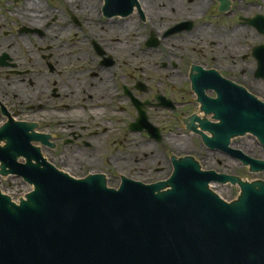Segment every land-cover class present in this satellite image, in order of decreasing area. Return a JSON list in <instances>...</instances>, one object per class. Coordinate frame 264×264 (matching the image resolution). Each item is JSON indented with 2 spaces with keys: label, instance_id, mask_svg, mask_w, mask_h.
Listing matches in <instances>:
<instances>
[{
  "label": "flooded vegetation",
  "instance_id": "af4514ba",
  "mask_svg": "<svg viewBox=\"0 0 264 264\" xmlns=\"http://www.w3.org/2000/svg\"><path fill=\"white\" fill-rule=\"evenodd\" d=\"M178 1L180 5L184 4L182 0H155L153 9H148L146 0H138L132 13L127 16L115 15L113 11L105 12L102 5L100 10L91 8L86 11L72 3L67 9L70 11L68 15L72 16L70 24L79 28L74 29L69 24L66 26L62 19L59 24L62 29L59 30L53 29L47 22L52 17L57 21L60 12L50 10L49 6L38 9L26 1V8H19L15 14L20 19L19 22L25 24L38 18L36 25L18 30L14 35L23 39L22 45L29 47V52L24 57L19 51H14L16 47L12 44H1L0 47V128L7 125L10 129L12 125L25 123L35 127V132L42 134L48 131L49 134H46L54 136L57 141H60L57 135L69 133L66 143L96 150L98 145L95 147L91 139L100 135L101 131L106 136L112 130L126 127L131 129V125L137 124L141 118L139 112L142 110L146 122L156 128L155 133H152L154 138L145 133L150 141L160 143L167 135L170 136L165 128L158 125L165 119L164 124H173L180 136L183 134L187 138H198L199 143H191L194 148L190 151L191 154L184 156L194 157L199 162L198 157L204 158L205 149L218 156V165L230 167L237 164L240 167L241 164L229 155L208 149L201 137L188 131V126L191 124V117L211 121L214 115H207L202 111L203 103L199 101V93L209 99H218L222 94L227 95L229 88L235 84L264 104V59H259L254 53L258 47H264V31L261 30L264 19L253 21L257 16L264 17V6L249 0H205L206 3L204 0H187L182 18L171 22L179 9ZM226 2L229 9L224 10L221 7H225ZM202 6V10L197 11ZM253 8L258 11L254 13ZM45 9L48 10L44 11ZM165 10L171 14H164ZM90 12L92 13L89 14ZM236 12L246 13L248 16H237ZM46 15L47 19L43 21ZM24 16L26 21H23ZM229 16H233V21L225 26ZM102 17L106 23L101 21ZM116 19L122 21L120 25L126 23L134 35L131 37L122 33L123 31H114L112 25L117 26L119 21H112ZM235 20L244 21L247 26L236 25ZM167 22L171 24L166 25ZM98 23L108 26L98 27ZM83 28L88 35L85 38L81 34L84 39L90 38L93 48L91 51H79L78 56L73 53L70 55L68 50H78L80 47L78 43H81L80 31ZM158 29H163L158 33L160 39L154 33ZM148 30L150 37L144 36L148 34ZM241 31H246L250 40L245 36L243 40L242 35L239 36ZM105 35L114 38L109 41ZM60 37L75 41L69 44L70 41H63ZM0 38H8L6 29L5 32H0ZM31 38H36L37 44ZM143 43L145 50L140 48L141 53L138 54L137 51L135 55L134 48L137 50ZM251 43L256 45L250 46ZM123 45L126 48L119 51L118 46ZM38 47L42 52L41 58L46 61L44 65L37 62ZM68 57L75 60L81 57L83 60H91L96 57V60L92 65L87 64L82 68L83 65L64 63ZM148 62L153 67L152 75H147L137 64L144 65ZM157 71L160 72L159 79L155 75ZM73 74L87 75L93 80L83 81L82 77H74ZM128 110H131V115L128 114L129 120L125 123L119 115ZM159 110L164 114L167 112L168 117L158 114ZM138 137L139 135L136 138ZM122 139L125 140V137ZM114 142L116 144L118 140ZM174 144L181 146L183 142ZM152 150L153 148L149 149V156L143 154L144 159L151 160L153 165L156 163L152 167L156 174L167 172L165 175L168 176L174 169L173 155H167L164 159ZM108 160L111 163L118 161L112 155ZM158 160L165 161L163 164L168 167V171ZM130 174L124 176L135 179ZM160 180L162 178L143 182Z\"/></svg>",
  "mask_w": 264,
  "mask_h": 264
},
{
  "label": "water",
  "instance_id": "95a60500",
  "mask_svg": "<svg viewBox=\"0 0 264 264\" xmlns=\"http://www.w3.org/2000/svg\"><path fill=\"white\" fill-rule=\"evenodd\" d=\"M106 2L118 13L131 12L137 0ZM254 53L264 59V47ZM199 101L219 121L193 118L213 134L191 126L208 146L229 150L231 138L250 133L264 147L261 101L234 85L216 100L199 93ZM139 115L132 128L152 134L142 110ZM17 127L0 133L7 142L0 148V175L16 174L34 190L19 204L0 190V264H264L263 181L202 171L182 158L168 180L145 185L123 179L114 190L103 175L75 180L58 171L30 145L47 137L28 135L32 126ZM237 153L252 172H264L263 160ZM22 156L26 164L19 165ZM227 182L240 186L237 201L226 203L210 190Z\"/></svg>",
  "mask_w": 264,
  "mask_h": 264
},
{
  "label": "rangeland",
  "instance_id": "374dc122",
  "mask_svg": "<svg viewBox=\"0 0 264 264\" xmlns=\"http://www.w3.org/2000/svg\"><path fill=\"white\" fill-rule=\"evenodd\" d=\"M30 3L31 5H34L35 7H37L39 9V7H47L49 6L50 10L55 9V11L58 13V20L56 21V19L54 17H52L51 19L48 20L47 23H50L52 25V28L55 30H59L62 29L60 27V21L62 19L65 20L66 22V26H69L74 28V29H78L79 27L77 25H71V20H72V16L68 15V13L70 11H67V9L72 5V1L71 0H0V32L3 31L5 32V29L8 31V38L6 39H2L0 38V47L1 44L4 46L6 44H12L13 46L16 47V49L14 51H19L18 53H21L22 56L26 57L25 55H27V53L29 52V47L26 48L24 45H22L23 39L22 38H18V35H14V33H18V30L21 29H27L30 28L31 25H36V21L38 18L32 19L29 23L25 24L24 22H19V18L16 16V11L19 8H26L27 3ZM95 5L93 7V10H95V8L97 10H100V5H103L101 0H95ZM103 1V0H102ZM196 1V0H193ZM205 1V0H204ZM252 1V3L264 6V0H249V2ZM187 0H182V3L180 5V1H178V7L179 9L176 12V15L173 16L174 19L170 20L171 22L176 21L181 19L183 16V11L186 9V4H187ZM39 4L37 5V4ZM206 3V1H205ZM236 4V3H235ZM173 5H175V3H173ZM237 5V4H236ZM203 8V6L201 8H198L197 11H201ZM54 11V10H53ZM257 9L253 8V12H257ZM56 13V14H57ZM92 12H90L89 14H91ZM163 13L165 14H171L170 11H163ZM188 13V12H186ZM84 14V13H83ZM240 14L244 15V16H248V14L246 13H237L236 15L239 16ZM233 15V14H232ZM83 16V15H82ZM233 16H229L226 19L225 22V26L229 25V23H231ZM47 19V15L43 18V21ZM95 20V19H94ZM42 21V22H43ZM56 21V22H55ZM101 21H103V23H106V20L103 19V17L101 18ZM117 21H119L118 19L113 20L112 22L116 23ZM41 22V23H42ZM236 25H242L243 27H246L247 25L245 24L244 21H240L238 22V20H235ZM170 25L171 23L167 22L166 25ZM98 27L103 26L104 28H107L108 25H103L102 23L97 25ZM148 29H150V27H148ZM236 29V28H235ZM234 29V30H235ZM242 29V28H241ZM161 30L163 29H158L157 32L155 31V37L159 38L160 35L158 34ZM145 31V30H144ZM150 30H148V34H144V36H148L150 37ZM85 35L84 37L86 38L88 33L84 30V28L82 29V31H80V41L81 43H78V45H80V47H78V50L76 49H72V50H68L69 54L71 55V53L75 54V55H79V51L81 52L82 50H87V51H91L93 48V44L92 42L89 41V39H84L83 35ZM171 34H174L171 33ZM70 35V34H68ZM242 35V38L244 40V36L245 38H247L248 40H250V35L246 32V31H241L239 36ZM109 41L113 40L114 37L109 38L107 35H105ZM61 40H63V37H60ZM116 38V37H115ZM160 39V38H159ZM256 39V37H255ZM26 40V39H25ZM31 40H33L35 42V44H37V39L36 38H31ZM64 40H68L70 42H68L69 44L73 41H75V39L70 40L69 38L64 39ZM63 40V41H64ZM189 45V44H187ZM186 45V46H187ZM252 45H256L254 43H251L250 46ZM142 47H137L134 48L135 51V55H137V51L138 54L141 53L140 48H142L143 50H145L144 47V43L141 45ZM44 47V46H43ZM46 47V46H45ZM160 47V46H159ZM160 49H164L161 48ZM6 50H13V48H6ZM2 51V49H0V52ZM5 52V51H4ZM2 53V52H1ZM14 54H16V52H14ZM36 56H37V62L38 64H42L44 65L46 63V61H44L41 57H42V52L40 51L39 47L36 50ZM50 57V56H49ZM48 57V59H49ZM96 60V57L92 58L91 60H83L82 57L81 59H74L73 57L69 58H65V62L68 65H83L82 68H85L87 64L92 65L94 63V61ZM189 60V59H188ZM58 61H61L58 59ZM63 62V61H62ZM152 62V61H150ZM150 62L146 63V64H141V63H137L139 64V68H143V70L145 72H147V75H152L151 70H153L152 65L150 66ZM136 64V65H137ZM159 71H157L155 73L156 78L159 79ZM74 75V74H73ZM74 77H82L83 81H87V80H93L90 79L89 77H87V75H82V76H75ZM84 82H82L83 84ZM192 108H194V106H192ZM128 114L131 115V110H128V112L126 113H122L121 118H123L125 121V123L129 120L128 119ZM158 114H161L162 116H164L165 118H167L168 114L167 112H165V114L163 113L162 110H159ZM163 118V117H162ZM68 119V118H66ZM28 120V119H26ZM29 122L33 121V120H28ZM164 123H166V120L164 119L162 122H160L158 125L162 126V129L165 128L166 129V133L169 134L170 136L167 138H164L160 143H154L153 141H150V139L145 135V133H143L142 131H138L136 133H133L132 131H130L129 127H126L122 130H112L108 132V135H111L110 137L106 138L108 135L104 136L103 132H100V135H98L96 138L91 139L93 142V144L96 147V150H94L93 148H89V147H85L82 145H73L70 143H66L67 140L69 138V133L67 134H63V135H57V138H60V141H57L56 138L53 136V142H55V146L53 147V149H48L47 147H44V151H46V159L49 160L53 165H55L57 167L58 170L64 172H67L68 174H70V176H72L73 178H83L86 177L88 174L90 173H97V172H102L104 173L107 177H108V184L111 187H118L120 180H119V176L120 175H129L130 172L133 174L135 177V179H143V181H151L152 179H165V177L167 175H165L167 172H161V174H156L157 172L152 170V167H154L156 165V163L153 165L150 161H147L146 159H144L146 154L149 156V147L153 148L152 151H155V154H157L159 157H164V159H166L167 155L171 156H178V157H182L183 155H187V154H191L190 151L192 149H194L191 145L192 141L194 143V145H196L195 143H199L198 138L194 137V136H190V138L185 137L183 134H181L182 136H180L179 134H177V129L174 128V125L171 124L170 125H165ZM172 127V128H171ZM45 133H48V131H46ZM180 133V132H179ZM139 135V140L138 138H136ZM125 137V140H123L122 138ZM106 138V139H105ZM173 138V139H172ZM89 139V138H87ZM138 139V140H137ZM114 140H118V142L115 144ZM173 142V143H172ZM183 142V144L181 146L174 144V143H181ZM234 143V147H238L239 149H241L243 151V153H247L251 156H253L254 158H259V159H263L264 160V150L263 148L260 146L259 142L257 141V139L255 140L251 135H246L245 137H238L235 138L233 140ZM39 144H36V146H38ZM176 146L177 148H174V146ZM41 146V145H39ZM42 147V146H41ZM76 153V154H75ZM82 153V154H81ZM90 154V155H89ZM215 153H211L208 152L207 150H203V155L204 158L202 159L201 157H198L199 159V164L202 166L203 169L206 170H215L218 173H223V174H239L240 177L244 178L245 180L249 179L251 181L254 180H258V179H262L264 180V175H253V174H249L248 172L245 173L243 172V169L239 168V166L237 164H232L230 167H223L221 165H218L216 163V159L218 158V156H214ZM111 155L118 159L117 162L112 161L109 162V157H111ZM44 156V157H45ZM220 156V155H219ZM228 156V155H227ZM230 156V155H229ZM22 160H19V163L24 162V158H21ZM77 160V167H76V161ZM48 161V162H49ZM159 163L162 164L163 167H165L168 171V167L163 164L165 163V161L163 162L162 160H158ZM64 163H71L72 169L71 167H67V171L66 168H64ZM64 164V165H63ZM237 165V166H236ZM69 171V172H68ZM134 171V172H132ZM214 187H212V190L214 192H216L220 197H222L225 200H228L229 202H232L234 200L237 199L238 194H239V188L232 186L230 184H226V185H220V184H215L213 185ZM32 187L29 186L28 184L24 183L23 179L19 178L17 175H11V176H4L1 175L0 176V189L1 191H3V193H5L6 195H9L12 200L18 202L20 199L24 198V194L28 193V191L31 189Z\"/></svg>",
  "mask_w": 264,
  "mask_h": 264
},
{
  "label": "bare ground",
  "instance_id": "6f19581e",
  "mask_svg": "<svg viewBox=\"0 0 264 264\" xmlns=\"http://www.w3.org/2000/svg\"><path fill=\"white\" fill-rule=\"evenodd\" d=\"M73 5L76 6H81V8H84L86 11H89L91 8L94 7L95 5V0H71ZM155 0H146V5H147V8L148 9H153L152 8V5L154 4ZM39 4V3H38ZM37 4V5H38ZM40 6V4H39ZM196 8V7H195ZM194 8V9H195ZM48 9H45L44 11H47ZM22 10H20L21 12ZM37 12L39 14L40 13V10H37ZM22 13V12H21ZM55 15V13H53ZM23 16V15H22ZM36 16V15H35ZM36 17H40L39 15H37ZM23 21H26V17L24 16L23 18ZM122 23V21H119L117 22V26L116 25H112L114 27V31L118 30L119 32L123 31L122 33H124L125 35H129V36H133L134 33L132 30H129V26L126 24V23H123V25H120ZM111 26V27H112ZM136 45L138 46V43H136ZM126 47L123 45V46H118V50L119 51H123ZM234 148V147H233ZM150 150H151V147H150ZM40 151H42V154L45 156L46 155V151H44V149L40 148ZM76 154V153H75ZM82 154V153H81ZM46 158V156H45ZM47 160V159H46ZM49 161V160H47ZM74 161H76V167L78 166L77 165V160L74 159ZM50 162V161H49ZM51 163V162H50ZM65 164V165H64ZM64 168H66V171H67V167H71L72 169V166H71V163H64ZM65 172V170H64ZM69 172V171H68Z\"/></svg>",
  "mask_w": 264,
  "mask_h": 264
}]
</instances>
